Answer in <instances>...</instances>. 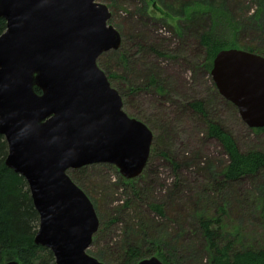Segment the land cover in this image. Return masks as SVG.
Wrapping results in <instances>:
<instances>
[{"label": "rangeland", "instance_id": "1", "mask_svg": "<svg viewBox=\"0 0 264 264\" xmlns=\"http://www.w3.org/2000/svg\"><path fill=\"white\" fill-rule=\"evenodd\" d=\"M97 1L109 7L108 23L122 36L121 47L102 54L98 64L124 93V110L149 126L154 141L145 171L132 183L109 163L82 167L74 175L100 221L88 253L105 264H122L131 242L145 254L153 238L162 237L177 264H208L198 221L202 215L222 218L223 243L232 242L235 249L264 246V220L258 213L264 178L244 177L218 188L228 156L208 135L207 119L190 106L203 100L209 120L224 126L242 152L264 151V131L241 119L204 67L199 42L211 27L209 16L187 20V4L210 0ZM211 1L218 11L229 9L239 29L237 48L264 50V0ZM158 203L165 216L152 209Z\"/></svg>", "mask_w": 264, "mask_h": 264}, {"label": "water", "instance_id": "2", "mask_svg": "<svg viewBox=\"0 0 264 264\" xmlns=\"http://www.w3.org/2000/svg\"><path fill=\"white\" fill-rule=\"evenodd\" d=\"M111 16L97 0H0L6 163L27 181L40 215L35 242L50 249L57 264H105L88 253L100 221L68 170L109 163L134 179L151 155L153 131L124 110L122 95L98 64L122 45ZM211 75L241 119L264 128V55L222 49ZM137 264L165 263L151 256Z\"/></svg>", "mask_w": 264, "mask_h": 264}, {"label": "trees", "instance_id": "3", "mask_svg": "<svg viewBox=\"0 0 264 264\" xmlns=\"http://www.w3.org/2000/svg\"><path fill=\"white\" fill-rule=\"evenodd\" d=\"M185 8L188 21L193 20L194 16L198 14L209 16L211 27H208L209 29H206L200 36L199 43L200 47L205 49L204 67L210 73L214 59L220 50L239 47L237 43L239 29L234 27L229 9L226 10L224 6L218 11L219 9L211 0L207 4L196 1L187 4ZM5 30L6 20L0 18V35ZM246 50L264 55V50L254 46H250ZM108 77L109 79L113 78L110 74ZM117 90L124 97V93L119 89ZM36 91L41 93L38 88ZM190 106L192 110L207 119L208 135L221 143L228 156L226 165L219 172L221 179L218 182V188L223 189L229 183L239 181L244 177L264 178V151L242 152L233 135L224 126L218 121L209 120V114L203 100L191 101ZM254 129L259 132L264 131V128ZM7 155L8 144L5 137L0 133V264L13 260H18L20 264H57L52 251L35 242L40 215L34 205L27 181L7 165ZM78 170H72L71 178L75 183L77 180L74 175ZM134 179H125V182L132 183L131 180ZM262 195L258 213L264 220V190ZM152 209L159 216L166 215V209L162 204H153ZM225 213L224 210L223 214ZM198 221L209 253L208 264H264V246L235 249L232 242L223 243V220L221 217L202 215L199 216ZM153 239H155L154 245L145 254H141L136 242H131L127 250L126 260L122 264H137L149 254L159 257L165 264H177L173 254L166 250L165 241L162 237H154Z\"/></svg>", "mask_w": 264, "mask_h": 264}]
</instances>
